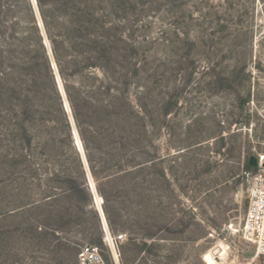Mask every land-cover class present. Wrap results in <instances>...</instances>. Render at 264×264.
Instances as JSON below:
<instances>
[{
	"label": "rangeland",
	"instance_id": "1",
	"mask_svg": "<svg viewBox=\"0 0 264 264\" xmlns=\"http://www.w3.org/2000/svg\"><path fill=\"white\" fill-rule=\"evenodd\" d=\"M45 1L75 20L80 14L79 0ZM95 2L125 65L117 76L130 77L143 118L142 168L104 184L106 205L61 127L59 158L49 152L53 124L36 108L22 135V106L1 86L8 73L16 83L15 58L0 61V264H79L86 243L108 257L103 217L112 234L127 236L122 264H210L206 254L219 248L216 264L245 263L256 248L240 229L251 178L264 171V0ZM30 3L43 29L38 2ZM54 7L46 8L52 16ZM30 9L27 0H0V49L14 44L13 29L31 32ZM81 182L87 190L74 191Z\"/></svg>",
	"mask_w": 264,
	"mask_h": 264
},
{
	"label": "trees",
	"instance_id": "2",
	"mask_svg": "<svg viewBox=\"0 0 264 264\" xmlns=\"http://www.w3.org/2000/svg\"><path fill=\"white\" fill-rule=\"evenodd\" d=\"M27 1L31 8V32L13 29L8 40L12 39L14 44L0 49L1 65L10 63L9 57L13 56L15 62L10 67L18 74L13 86L9 82L14 79L13 73L3 76V92L10 99L7 91L12 90L11 95L17 96V104L22 106L19 126L22 125L23 136H27L24 120L29 119V107L36 108L38 118L53 124L49 152L55 158L63 154L56 135L58 126L61 127L65 135L63 142L73 154L74 163L82 174L87 170L91 172L98 192L108 205L110 199L104 184L143 165L139 155L146 130L129 95L131 79L126 73L117 76V69L125 65L117 62L114 44L103 33L105 25L98 16L95 0H79L77 20L57 10L55 2L37 0L43 29L30 0ZM49 5L59 14H49L46 10ZM5 7L10 13V4ZM54 20H60V26H55ZM46 40L50 42L51 52ZM96 70L102 72V77L94 75ZM76 130L88 165L76 144ZM79 185L72 189L77 191L83 186L87 190L85 182ZM106 215L111 220L107 206ZM141 248L147 250L149 246L144 244Z\"/></svg>",
	"mask_w": 264,
	"mask_h": 264
},
{
	"label": "built area",
	"instance_id": "3",
	"mask_svg": "<svg viewBox=\"0 0 264 264\" xmlns=\"http://www.w3.org/2000/svg\"><path fill=\"white\" fill-rule=\"evenodd\" d=\"M103 220L106 233L104 243L109 256L106 257L102 247L86 243L80 248L78 254L79 264H122V246L127 241V236L123 233L112 234L104 217ZM240 230L244 240L254 245L256 248V255L243 264H264L263 170L259 171L251 178L248 205L243 220V226Z\"/></svg>",
	"mask_w": 264,
	"mask_h": 264
},
{
	"label": "water",
	"instance_id": "4",
	"mask_svg": "<svg viewBox=\"0 0 264 264\" xmlns=\"http://www.w3.org/2000/svg\"><path fill=\"white\" fill-rule=\"evenodd\" d=\"M62 90L65 94V91H64V87H62ZM68 105H69V102H68ZM75 138H76V142H77V146L82 150V152L84 153V157H85V160H86V163L88 165V162H87V159H86V156H85V151H84V147H83V144H82V141H81V138L79 136V133L78 131L76 130V133H75ZM81 146V147H80ZM250 165L251 166H257L258 165V161H257V158L256 157H252L251 160H250Z\"/></svg>",
	"mask_w": 264,
	"mask_h": 264
},
{
	"label": "bare ground",
	"instance_id": "5",
	"mask_svg": "<svg viewBox=\"0 0 264 264\" xmlns=\"http://www.w3.org/2000/svg\"><path fill=\"white\" fill-rule=\"evenodd\" d=\"M219 253H220L222 256L225 255V252H224L221 248L216 249V250L211 251V252H208V253L206 254V258H207V260L209 261L210 264H216V263H217V261H216V255L219 254ZM221 264H222V263H221Z\"/></svg>",
	"mask_w": 264,
	"mask_h": 264
}]
</instances>
